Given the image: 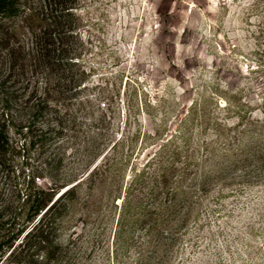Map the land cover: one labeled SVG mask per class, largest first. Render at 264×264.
<instances>
[{
	"label": "rangeland",
	"instance_id": "374dc122",
	"mask_svg": "<svg viewBox=\"0 0 264 264\" xmlns=\"http://www.w3.org/2000/svg\"><path fill=\"white\" fill-rule=\"evenodd\" d=\"M76 5L83 21L75 57L87 67V86L60 113L66 114L65 129L51 109L37 117L38 129L48 137L34 147L17 128L8 130L11 147L0 146V203L18 191L24 196L30 178L36 186L59 190V196L101 163L98 152L110 151L117 136L160 127L178 134L192 121L196 105L201 115L210 109L227 121L230 115L218 108L224 100L257 109L264 96V0H78ZM9 75L10 67L0 65V113L5 93L17 92L6 112L20 123L30 112L28 92ZM209 97L214 101L204 106ZM196 123L202 125L201 119ZM142 141L133 162L118 174L121 183L149 160L150 151L140 150ZM250 167L249 179L245 169L228 173L232 188L215 187L202 201L184 197L176 213L165 214L164 231L147 238L150 243L139 246L136 233L121 263L264 264V173L257 160ZM188 185H197L193 175ZM89 186L82 189L85 198ZM92 193L94 207H78L62 240L77 236V250L90 242L86 261L75 264H118L111 252L119 210L106 195Z\"/></svg>",
	"mask_w": 264,
	"mask_h": 264
},
{
	"label": "trees",
	"instance_id": "16d2710c",
	"mask_svg": "<svg viewBox=\"0 0 264 264\" xmlns=\"http://www.w3.org/2000/svg\"><path fill=\"white\" fill-rule=\"evenodd\" d=\"M77 2L0 0V65L9 66V77L28 92L25 104L30 111L24 121L16 122L6 109L19 95L5 93L0 113L3 149L11 147L10 128H17L19 135L27 137L30 148L37 141L46 140L48 136L38 129L36 119L47 109L56 114L55 122L65 129L66 114L60 113L66 102L86 88L87 67L75 57V41L81 39L77 30L83 21L76 16ZM212 101L209 97L204 106ZM224 104L218 108L230 115L227 121L215 117L210 109L201 115L196 105L191 107L192 121L184 122L183 132L173 133L166 127L151 133L138 129L130 135L117 136L110 151L103 153L97 147L103 157L101 163L59 196V190L36 186L35 179L30 178L24 196L18 191L0 203V264H75L82 263L83 258L86 261L90 242L83 241L77 250V236L68 241L62 238L64 231L71 230L79 206L87 210L94 207L92 192H101V199L106 195L119 210L111 257L122 264L136 233L139 246L150 243L155 232L164 231L165 214L176 213L184 197L189 200L195 195L202 201L215 187L232 188L234 179L228 173L245 169V178L249 179L251 163L256 160L264 173V96L256 103L257 109L251 103L237 102L232 106L224 100ZM200 119L199 126L196 121ZM142 139L140 150L150 151L145 154L149 160L141 169H135L132 178L125 177L121 183L118 174L133 162ZM192 175L198 187L188 185ZM86 183L90 185L89 198L82 193ZM198 201L191 205L195 208ZM135 264H142V260Z\"/></svg>",
	"mask_w": 264,
	"mask_h": 264
}]
</instances>
